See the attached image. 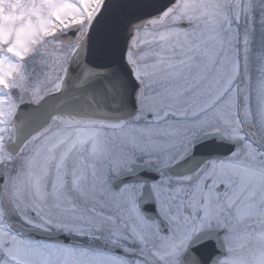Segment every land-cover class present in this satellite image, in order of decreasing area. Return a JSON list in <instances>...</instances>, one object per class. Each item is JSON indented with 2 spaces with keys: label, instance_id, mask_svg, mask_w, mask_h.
Here are the masks:
<instances>
[{
  "label": "snow or ice",
  "instance_id": "6c2138e0",
  "mask_svg": "<svg viewBox=\"0 0 264 264\" xmlns=\"http://www.w3.org/2000/svg\"><path fill=\"white\" fill-rule=\"evenodd\" d=\"M103 5L104 0H31L17 6L14 39L11 30L0 28V167L13 166L0 198L7 196L14 210L7 213L0 202V264H181L194 238L214 229L224 231L226 252L215 264H264V234L254 243L257 228L264 233V143L254 138V129H264V68L252 63L249 37L241 38V0H176L131 41L126 59L141 85L135 118L111 123L53 116L21 149L24 166L13 163L7 146L24 96L38 102L63 87L70 59L65 63L67 54L59 50V63L49 62V45L57 43L52 38L79 27L83 40ZM61 64L53 91L42 95L35 86L39 78ZM210 134L235 142L236 151L193 176L168 177L167 168ZM138 157L161 174L151 189L167 234L138 206L143 185L112 190L109 176L130 171ZM13 215L33 228L105 247L22 239L10 231Z\"/></svg>",
  "mask_w": 264,
  "mask_h": 264
},
{
  "label": "water",
  "instance_id": "95a60500",
  "mask_svg": "<svg viewBox=\"0 0 264 264\" xmlns=\"http://www.w3.org/2000/svg\"><path fill=\"white\" fill-rule=\"evenodd\" d=\"M175 2L104 0L99 15L70 57L61 91L50 93L38 102L24 96L15 121V139L8 148L10 154L18 155L26 141L47 127L53 116L111 123L132 119L137 111L139 84L126 59L131 41L136 31L151 19L158 18ZM76 34L77 29H74L55 36V39L70 45ZM235 146V142L225 141L219 135L203 136L194 144L192 155L168 173L174 177L192 174L206 161L230 155ZM134 172L140 174L143 171L138 168ZM192 248H196V242Z\"/></svg>",
  "mask_w": 264,
  "mask_h": 264
},
{
  "label": "flooded vegetation",
  "instance_id": "af4514ba",
  "mask_svg": "<svg viewBox=\"0 0 264 264\" xmlns=\"http://www.w3.org/2000/svg\"><path fill=\"white\" fill-rule=\"evenodd\" d=\"M82 35H83V30H82ZM147 38L151 39L152 37L149 36ZM182 38L183 37L181 36V39ZM80 39L81 38L78 36L76 41H79ZM140 87H141V85H140ZM137 114H138V112H137ZM10 144H11V142H8V146ZM8 146H7V148H8ZM29 147H31V145H29ZM27 151H28V148H25L24 152H27ZM192 151H193V149H192ZM192 151L188 155H186L183 159H180L177 162L172 163L167 168L166 173L168 172V170L172 166H174L178 162L184 160L189 155H191ZM229 157L223 158L220 160H225V159H228ZM13 159H14L13 163L16 164L17 168H22L24 166L25 162L22 160L20 155L13 158ZM144 159H145L144 157H138L137 162L130 166L131 167L130 171L122 172L118 176L110 175L109 180L111 183V187H112L113 191L118 192L122 187H124L126 185H131V184L143 185V187L141 188V194L139 195V197L137 199L138 206L140 207L142 214L145 215L146 219H148L150 222L157 223L161 233L167 234L168 230H169V225L159 215L158 210H157V204L155 202V197H154V194H153L152 189H151V185L153 183H157L160 181L161 174H160V172H158L156 170V168L154 166L144 163ZM220 160L215 159V161H220ZM210 161H213V160H210ZM208 162H206L205 165ZM134 166H138L139 168H142L144 170L139 175H135V176L132 175L131 176L133 179L136 178L137 180L119 181L121 176H123L127 173H130ZM11 167H12L11 164H9L8 166L0 167V172H2V174L0 175V187H2L4 182H5L6 172L7 173L11 172ZM153 172H155L156 174H154ZM197 172H198V170L191 175H186L185 177L193 176ZM167 176L173 180H180V179L184 178V177H182V178L171 177L168 174H167ZM127 178H130V177H127ZM0 202H2L6 206L7 213H12L14 211L13 207L8 204V197L7 196L0 198ZM14 216L15 215L10 217V220H11V228L10 229H13L14 231H16V230L20 231L24 235H26L27 237H30V238H25L22 236H18L22 239H26V240H29V241H32L35 243H52V244H55L57 246H68V247H77V248L87 247V248H92V249H104V247H105L99 241H93V240H88L87 238L67 235V234H64L62 232L55 231V230L43 231L41 229L33 228V227L25 224L23 222V220H21L18 216L16 219ZM211 233L213 234V236L206 237L205 239H201V241H199L200 237L204 236L205 234H211ZM55 234H56V236H54ZM262 234H264V233H262L261 229L257 228V232H256L257 239L254 241V243H259V237ZM223 235H224V231L222 229L206 230V231L198 234L194 238L193 242L191 243L187 253L182 257L181 264H191L193 258H196V260L199 261V264H215V258H220L226 254L225 249L222 246ZM41 236H45V237L47 236V237L46 238H43V237L40 238ZM47 238L48 239L52 238L53 240L52 239L47 240ZM194 242H196V249L193 250L191 248V246ZM106 251L109 253H112V254H122L121 250L118 248H115V247H107Z\"/></svg>",
  "mask_w": 264,
  "mask_h": 264
},
{
  "label": "rangeland",
  "instance_id": "374dc122",
  "mask_svg": "<svg viewBox=\"0 0 264 264\" xmlns=\"http://www.w3.org/2000/svg\"><path fill=\"white\" fill-rule=\"evenodd\" d=\"M230 1L234 2V0H226L225 3H229ZM36 2L38 3L39 0H36ZM67 2H75V0H67ZM209 2L211 1L209 0ZM241 2L243 3L244 8H243V13L241 15L239 27L241 30L240 31L241 38H243L245 35L248 36V33L245 34L244 31L245 30L248 31L250 23L252 22V18L250 19V15L252 11L253 0H241ZM24 3H31V0H0V28H3L5 30H11L13 39L15 38L16 30L20 28V21L17 19L18 10H19L17 6L22 5ZM148 39L151 40L152 38L151 39L148 38ZM249 40H250V37H249ZM142 47L147 48L146 45H142ZM53 48H55L57 51H53L52 50ZM59 50L67 54L65 57V63H66V60L69 59L68 56L70 54V48H66L58 44L56 45L52 44V45H49L48 56H47L50 63H57V64L59 63V61L56 60V57L58 55H62V52ZM251 58H252V63L256 64L258 67L264 68V48L261 49L258 59L257 57H251ZM63 66L64 65L62 64L58 65L56 73L55 72L49 73L46 77L39 78V83L35 86L41 89L42 95L53 90L54 83L56 82L55 75L61 74L59 71H62ZM28 87H29L28 91H30V93L32 94L33 86L28 85ZM15 93L17 94V97H19L20 94L18 92H15ZM53 129H55V124H53ZM254 131L256 133L254 138L258 139L261 143H264V129L257 127V129H254ZM87 146L90 151L91 144L89 143ZM62 148L63 146H61V149ZM12 170H13V166L11 167V172ZM14 217L15 219L17 218V216H14Z\"/></svg>",
  "mask_w": 264,
  "mask_h": 264
},
{
  "label": "trees",
  "instance_id": "16d2710c",
  "mask_svg": "<svg viewBox=\"0 0 264 264\" xmlns=\"http://www.w3.org/2000/svg\"><path fill=\"white\" fill-rule=\"evenodd\" d=\"M252 18L254 23L249 29L252 53L251 57L259 58L261 49L264 48V8L260 6V0H254Z\"/></svg>",
  "mask_w": 264,
  "mask_h": 264
}]
</instances>
